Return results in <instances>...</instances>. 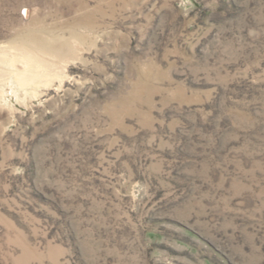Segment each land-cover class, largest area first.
Listing matches in <instances>:
<instances>
[{
    "label": "rangeland",
    "instance_id": "obj_1",
    "mask_svg": "<svg viewBox=\"0 0 264 264\" xmlns=\"http://www.w3.org/2000/svg\"><path fill=\"white\" fill-rule=\"evenodd\" d=\"M0 264H264V0H0Z\"/></svg>",
    "mask_w": 264,
    "mask_h": 264
},
{
    "label": "bare ground",
    "instance_id": "obj_2",
    "mask_svg": "<svg viewBox=\"0 0 264 264\" xmlns=\"http://www.w3.org/2000/svg\"><path fill=\"white\" fill-rule=\"evenodd\" d=\"M43 42H44V41H43ZM43 44H44V43H43ZM36 46H37V45H36ZM48 47H49V46H48ZM49 51H50V50H49ZM13 82L16 83L17 85H18V84H21V82H20L19 80H18V82L13 80Z\"/></svg>",
    "mask_w": 264,
    "mask_h": 264
}]
</instances>
